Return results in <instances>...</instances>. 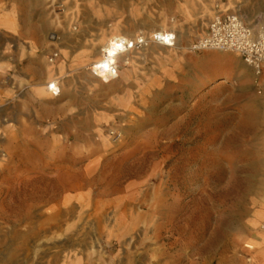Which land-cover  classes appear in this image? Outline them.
I'll return each instance as SVG.
<instances>
[{
    "label": "rangeland",
    "instance_id": "1",
    "mask_svg": "<svg viewBox=\"0 0 264 264\" xmlns=\"http://www.w3.org/2000/svg\"><path fill=\"white\" fill-rule=\"evenodd\" d=\"M227 9L254 25L264 0H122L184 47L85 67L53 149L6 150L0 122V264H264V69L191 49Z\"/></svg>",
    "mask_w": 264,
    "mask_h": 264
},
{
    "label": "crops",
    "instance_id": "2",
    "mask_svg": "<svg viewBox=\"0 0 264 264\" xmlns=\"http://www.w3.org/2000/svg\"><path fill=\"white\" fill-rule=\"evenodd\" d=\"M86 3L0 0V122L4 120V128L13 137L6 150H50L61 132L81 133L72 126L83 122L81 114L73 111L81 93L85 94L81 91L82 70L99 55L100 40L105 42L113 33L109 27L124 24L126 33L137 36L162 25L141 15L121 21L115 12L122 0ZM104 10L108 18L95 21L93 16ZM257 17L254 26L263 25L264 17ZM171 29L179 33L177 27ZM55 52L58 55L50 62ZM53 78L61 88L58 96L48 89Z\"/></svg>",
    "mask_w": 264,
    "mask_h": 264
},
{
    "label": "built area",
    "instance_id": "3",
    "mask_svg": "<svg viewBox=\"0 0 264 264\" xmlns=\"http://www.w3.org/2000/svg\"><path fill=\"white\" fill-rule=\"evenodd\" d=\"M160 32L154 35L152 33L140 34L139 38L131 40L123 37L117 38L112 43L115 50L114 55L128 50L144 48L149 44L172 45L175 42V32L168 29ZM191 49L233 51L259 73L264 67V23L260 26H254L244 21L237 13L230 11L216 12L210 20L207 32L192 43ZM57 55L58 53H53L49 58L50 62H53ZM112 56L106 55L104 62L98 67L92 69L91 66L94 75L100 77L103 81L118 77L119 63L112 59ZM99 70H102L103 73ZM104 75L108 78L106 79ZM55 84L54 82L49 84V90L53 95H57L60 92L59 88L55 89Z\"/></svg>",
    "mask_w": 264,
    "mask_h": 264
},
{
    "label": "bare ground",
    "instance_id": "4",
    "mask_svg": "<svg viewBox=\"0 0 264 264\" xmlns=\"http://www.w3.org/2000/svg\"><path fill=\"white\" fill-rule=\"evenodd\" d=\"M149 22V21H148ZM122 25H124V24H122ZM121 24H118V25H112V26H110L109 28H111V30L113 31V33H111L109 36H108V38L105 40V42H102V40H100V49H99V55L96 57V58H94L93 60H91L90 62H89V67L91 68V66H92V69L93 68H95V67H98L102 62H104V60H105V57H106V55L108 56V55H113L112 56V59H114L116 62H118L119 61V59H121V58H123V56H127L131 51L130 50H128V51H126V52H123V53H121V54H118V55H114V53H115V50H114V46L112 45V43L114 42V41H116L117 40V38H125V39H127V40H131V39H135V38H139L140 36V34H145V33H143L144 31H140V34L139 35H137V36H131V34H128V33H126L125 32V28H123V26H122ZM163 30H165V28L163 27V25H161V26H158L156 29H154L153 31H151L150 33H152V35H154L155 33H157V32H160V31H163ZM169 30V29H168ZM172 30V29H171ZM173 31V30H172ZM174 32V31H173ZM161 33V32H160ZM175 33H176V39H175V42L174 43H172V45H167V44H158V45H160L162 48H164V49H169V50H173V49H175V48H183L184 46H181L179 43H178V37H179V33L177 32V31H175ZM149 34V33H148ZM130 35V36H129ZM154 45H157V44H155L154 43ZM218 51H221V50H218ZM129 59V58H128ZM129 62V61H128ZM92 71V70H91ZM101 73H103L102 72V70H99ZM92 73H93V71H92ZM94 74V73H93ZM119 75V74H118ZM105 76V78L107 79L108 77L106 76V75H104ZM239 76H242V77H244V78H246L245 76V73H244V71H241V74L239 75ZM98 77V76H97ZM113 79H109V80H106V81H112ZM51 82H54V83H56L55 84V89H60V92H61V88H60V85L57 83V81H56V79H54L53 78V80L52 81H50L49 82V84L51 83ZM49 84H48V89H49ZM60 92H59V94H60ZM53 94V93H52ZM59 94H57L56 96H58ZM55 95V94H54Z\"/></svg>",
    "mask_w": 264,
    "mask_h": 264
}]
</instances>
